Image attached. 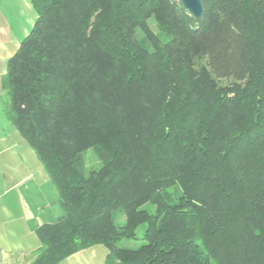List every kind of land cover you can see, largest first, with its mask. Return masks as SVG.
<instances>
[{"label":"trees","instance_id":"obj_1","mask_svg":"<svg viewBox=\"0 0 264 264\" xmlns=\"http://www.w3.org/2000/svg\"><path fill=\"white\" fill-rule=\"evenodd\" d=\"M29 1L4 112L64 215L28 264H264V0Z\"/></svg>","mask_w":264,"mask_h":264},{"label":"crops","instance_id":"obj_2","mask_svg":"<svg viewBox=\"0 0 264 264\" xmlns=\"http://www.w3.org/2000/svg\"><path fill=\"white\" fill-rule=\"evenodd\" d=\"M37 13L29 0H0V264H28L40 241L36 227L64 214L42 164L4 112L2 77L8 59L32 29ZM106 247L95 244L58 264H103Z\"/></svg>","mask_w":264,"mask_h":264},{"label":"rangeland","instance_id":"obj_3","mask_svg":"<svg viewBox=\"0 0 264 264\" xmlns=\"http://www.w3.org/2000/svg\"><path fill=\"white\" fill-rule=\"evenodd\" d=\"M149 24L151 26V28L155 29V23L152 19L149 20ZM86 166H87V169L90 170V169H95L99 166V163L97 160H95V156L93 155V153L91 152V150L87 151L86 153ZM170 192H173L174 191V188H170L169 189ZM146 207H149V205H146ZM115 220H116V223L121 225V223H123L124 221V216L122 214L121 211H118L116 214H115ZM144 227L145 225H140L138 226V228L136 229V238H124V239H121L118 244L120 246H124V247H131V248H136L138 247L139 245H141L144 240L141 239V235L143 233V230H144Z\"/></svg>","mask_w":264,"mask_h":264},{"label":"water","instance_id":"obj_4","mask_svg":"<svg viewBox=\"0 0 264 264\" xmlns=\"http://www.w3.org/2000/svg\"><path fill=\"white\" fill-rule=\"evenodd\" d=\"M187 14L195 19H199L204 11L202 0H178Z\"/></svg>","mask_w":264,"mask_h":264}]
</instances>
